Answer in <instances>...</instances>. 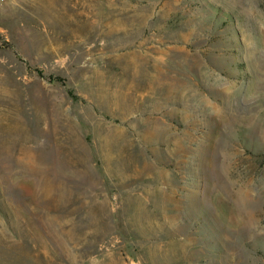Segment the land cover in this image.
I'll return each mask as SVG.
<instances>
[{
    "label": "rangeland",
    "instance_id": "374dc122",
    "mask_svg": "<svg viewBox=\"0 0 264 264\" xmlns=\"http://www.w3.org/2000/svg\"><path fill=\"white\" fill-rule=\"evenodd\" d=\"M0 264H264V0H0Z\"/></svg>",
    "mask_w": 264,
    "mask_h": 264
}]
</instances>
